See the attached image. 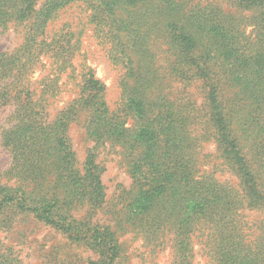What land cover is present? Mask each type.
<instances>
[{"label":"trees","instance_id":"1","mask_svg":"<svg viewBox=\"0 0 264 264\" xmlns=\"http://www.w3.org/2000/svg\"><path fill=\"white\" fill-rule=\"evenodd\" d=\"M71 1L0 0V23H29L20 57L7 63L12 57L0 55L3 99L7 73L21 66L20 123L3 133L17 182L0 186V215L34 214L96 249L100 258L89 264H119L128 233L154 249L170 245L173 264H191L196 239L211 264H264V236L251 238L258 232L246 215L264 208V0H86L91 22L125 69L122 108L110 110L105 85L90 69L77 96L48 120L22 82L45 56L61 74L72 69L71 42L60 45L46 33ZM81 115L94 143L82 163L67 132ZM210 142L235 183L222 180L221 164L203 154ZM101 146L118 147L132 179L110 208ZM0 264H8L7 255L0 254Z\"/></svg>","mask_w":264,"mask_h":264},{"label":"rangeland","instance_id":"2","mask_svg":"<svg viewBox=\"0 0 264 264\" xmlns=\"http://www.w3.org/2000/svg\"><path fill=\"white\" fill-rule=\"evenodd\" d=\"M43 1L38 0V4ZM207 1L191 0L195 4H205ZM87 4L86 0L71 1L54 14L46 29L48 40L55 38L60 45L71 42L70 52L74 48L72 69H67L61 74L57 70L56 61L45 56L24 75L22 84L33 92L32 100L42 102L43 115L45 116V112L48 113V120L54 119L58 112L77 96V84L81 74L90 69L105 85V98L110 110L122 108L121 80L124 78L125 69L112 57L115 50L108 37L91 22L92 10ZM28 26V22L15 19L5 24L0 23V55L7 53V58L12 57L7 63L20 57L29 33ZM158 58L155 57V63L158 62ZM21 62H17V65L19 66ZM162 62L160 59L158 64L163 65ZM20 71L21 66L14 68L10 74L7 73V97L6 99L0 97V186L14 185L17 182V178L11 176L8 169L12 163V154L3 140V133L20 123L21 114L17 109L20 103L15 98L16 90L20 89L15 82L17 79L15 74ZM58 75L60 79L54 84L51 80ZM188 93L200 98L198 88H190ZM84 121L85 117L79 116L69 124L67 131L70 144L80 163L94 145L87 136ZM117 151L118 147L110 150L109 146H101L97 150V160L104 167L102 181L106 188L109 208L118 202L122 189L129 188L132 184L131 177L122 167L121 157ZM202 152L211 154V158L208 159L210 164H221L218 176H221L222 180L236 182L234 176L223 169L222 160L216 154L213 142L205 143ZM206 169L211 170V166L206 165ZM80 213L83 214V211L80 210ZM246 215L252 230L258 232L253 233L251 238L259 234L264 236V232L260 231L264 229V208L246 211ZM102 217L103 215H98L101 222ZM121 241L124 252L119 264H173L172 248L167 243L162 249H154L146 246L141 238L132 233L122 236ZM192 252L194 257L191 264H211V259L200 239L194 241ZM0 254L7 255L8 264H89V261H97L100 258L96 249L80 241H73L67 233L46 224L34 214L29 212L14 214L8 211L0 215Z\"/></svg>","mask_w":264,"mask_h":264}]
</instances>
